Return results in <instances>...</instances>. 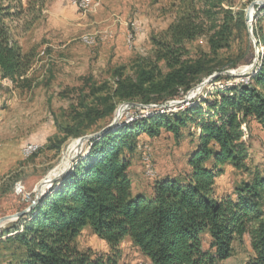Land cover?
Segmentation results:
<instances>
[{
  "label": "trees",
  "instance_id": "obj_1",
  "mask_svg": "<svg viewBox=\"0 0 264 264\" xmlns=\"http://www.w3.org/2000/svg\"><path fill=\"white\" fill-rule=\"evenodd\" d=\"M29 5L0 0L1 79L17 89L30 84L35 59L23 52L18 33ZM175 8V19L151 39V56L137 58L132 75L118 69L113 84L99 87L91 85L90 77L84 80L82 111L64 139L108 127L97 125L111 119L121 103L149 106L154 113L88 143L86 154L32 211L0 231V245L20 252L16 264H120L127 239L151 264H219L246 236L253 251L246 264H264V174L250 167L248 135L251 123L264 129V7H256L253 22L258 62L247 82L229 86L235 78L222 75L225 67L211 56L232 48L236 34L247 26L246 14L235 9V0H180ZM199 39L207 40L209 54L191 52L189 45ZM216 73L213 83L224 86L215 89L213 100L192 101L177 113L161 108ZM191 127L197 143L184 177L165 176L150 193L134 189L131 169L139 139H154L163 131L179 139ZM226 165L246 179L235 186L234 196L220 197L216 182ZM87 229L107 243L109 255L78 247ZM206 237L210 251L204 248Z\"/></svg>",
  "mask_w": 264,
  "mask_h": 264
},
{
  "label": "rangeland",
  "instance_id": "obj_2",
  "mask_svg": "<svg viewBox=\"0 0 264 264\" xmlns=\"http://www.w3.org/2000/svg\"><path fill=\"white\" fill-rule=\"evenodd\" d=\"M95 1L99 5L97 12L84 13L61 4L60 0H23L25 7L29 4L30 7L19 22V41L23 52H32L35 59L28 74L31 82L25 88L17 89L10 82L3 81L0 73V220H5L0 231L16 223L21 218L16 216L29 209L43 182L56 174L67 146L72 141H78L79 138L64 139V136L67 134L66 128L77 125L76 114L82 111L79 107L80 95L87 88L84 80L90 77L94 80L91 85L99 87L104 82L113 84L118 69L132 75L137 58L151 56V39L162 35L175 19V5L180 0H137L127 24L132 33L133 25L139 24L134 47L130 49L128 46V51L117 60L112 56L113 47L109 51L103 44L96 43L90 47L82 41L86 35H97L90 32L93 27L84 28L82 24L84 20L97 15L102 7L100 0ZM249 1L235 0V9L246 14L250 4L259 0ZM34 18V25L27 31V25ZM246 24V28L236 34L231 49L219 52L217 57L211 56L212 61L225 67L220 72L222 75L233 71L237 74L231 76L235 80L227 86L247 82L249 75L244 72L260 50L254 34V23L252 33L249 23ZM189 48L193 54L210 53L206 39L195 41ZM231 64H237V68H230ZM207 79L182 98L169 101L161 108L169 113H177L192 101L213 100L215 89L222 88L224 84L211 81L201 88ZM186 98L188 101L182 103ZM132 104H119L114 116L100 121L97 126H109L115 120L116 126H121L154 113L149 106ZM95 128L86 131L84 136L94 134ZM248 135L251 143L250 167L264 174V129L257 123H251ZM196 141L192 127L184 130L179 139L165 131L154 139L141 137L131 169L134 189L150 193L158 180L165 176L183 178L189 170L188 157L196 148ZM29 145L38 149L28 155L27 152L23 153V149ZM87 149L88 144H85L81 156L86 154ZM148 165L155 172L153 177L146 174ZM244 179V173L226 165L224 174L216 182L217 195L234 196L235 186ZM20 186L23 193L16 191ZM77 244L80 249H89L98 255L110 254L107 243L89 229L82 232ZM204 248L210 251L208 237L204 239ZM121 252L120 264H151L129 239L122 243ZM19 256L20 252L14 247L0 245V264H16ZM252 256L251 240L246 236L243 241L233 244V256L219 264H246Z\"/></svg>",
  "mask_w": 264,
  "mask_h": 264
},
{
  "label": "crops",
  "instance_id": "obj_3",
  "mask_svg": "<svg viewBox=\"0 0 264 264\" xmlns=\"http://www.w3.org/2000/svg\"><path fill=\"white\" fill-rule=\"evenodd\" d=\"M102 3V7L99 12L95 16H91L88 20H84L82 22L84 28H91L92 33L100 35H86L91 36L96 40V43L103 44L108 47L109 51L114 48V56L115 60H117L123 53L128 51V39L126 40V36L128 33V21L133 15V6L136 4L137 0H100ZM60 3V2H59ZM62 2L61 4H63ZM73 8V7H72ZM92 12H97V10H91ZM82 19V18H81ZM139 25L137 28H134V33L132 35H136ZM106 32H113L112 38H106ZM101 38L103 41H101ZM133 45L134 47V39ZM95 43V44H96ZM94 44V45H95ZM127 45V46H126ZM88 46V45H87ZM91 47V46H90ZM126 51V52H125Z\"/></svg>",
  "mask_w": 264,
  "mask_h": 264
},
{
  "label": "water",
  "instance_id": "obj_4",
  "mask_svg": "<svg viewBox=\"0 0 264 264\" xmlns=\"http://www.w3.org/2000/svg\"><path fill=\"white\" fill-rule=\"evenodd\" d=\"M259 8H263L264 7V0H259V1H254L250 4V6L247 8L246 10V22L249 23V30L252 33L253 32V22H254V15H255V9ZM259 52L257 53L256 58L254 59V62L246 68L244 74H250L251 72H253L258 59H259ZM228 75L230 76H237V74L233 71L228 73ZM218 76V74H214L213 76L209 77L207 79V81L205 83H203L200 87L202 88L203 86H205V84H207L208 82L213 81L216 77ZM186 101H188V99L186 98L182 103H186ZM128 106H133L134 104L129 103L126 104ZM117 120H115L112 124H110L108 127L104 128L103 130H101L100 132H96L94 134H90L84 137H81L78 139V143H77V149L75 154L73 155V157L71 158V160L68 162V164L66 165L65 168H62L60 170H58L56 172V174H54L53 178H47L43 184L41 185L39 191L36 194L35 199L32 201L31 206L29 207L28 210L22 212L21 214H18L16 217H22L23 215L29 213L32 211V209L38 204V202L45 197L54 187V185L61 179H63L68 172L70 171L72 164L75 160H77L83 151V147L85 146V144L90 143L92 140L100 137L102 134H104L105 132H107L110 128H113L116 126ZM5 223V220H0V227L1 224Z\"/></svg>",
  "mask_w": 264,
  "mask_h": 264
},
{
  "label": "built area",
  "instance_id": "obj_5",
  "mask_svg": "<svg viewBox=\"0 0 264 264\" xmlns=\"http://www.w3.org/2000/svg\"><path fill=\"white\" fill-rule=\"evenodd\" d=\"M63 4H67L79 11H82L84 13H91V10H97L99 5L96 3L95 0H64ZM137 25H139L138 23H135L133 26L134 28H137ZM113 36V32H106V38H112ZM128 37H136L135 35H132V32L128 31L127 36H126V40L128 39ZM101 41L102 38H101ZM38 147L34 146V145H29L26 146L23 149V153L29 151V150H37ZM146 174L149 177H153L155 175L154 170L152 169L151 166L148 165L147 170H146ZM16 191L18 193H23V188L22 186L16 188Z\"/></svg>",
  "mask_w": 264,
  "mask_h": 264
},
{
  "label": "bare ground",
  "instance_id": "obj_6",
  "mask_svg": "<svg viewBox=\"0 0 264 264\" xmlns=\"http://www.w3.org/2000/svg\"><path fill=\"white\" fill-rule=\"evenodd\" d=\"M61 2H64V0H60ZM83 43L86 44V45H93L96 43V40L91 37V36H86L82 39ZM132 45H133V38L132 37H129L128 39V46L130 49H132ZM121 112V111H120ZM77 143L78 141H72L66 148L65 150V153H64V156L62 158V163L59 167L58 170L62 169V168H65L66 165L68 164V162L71 160V158L73 157V155L75 154L76 152V149H77ZM37 150H29L27 151V154H33L35 153ZM57 170V171H58ZM53 176H50L48 178H52Z\"/></svg>",
  "mask_w": 264,
  "mask_h": 264
}]
</instances>
